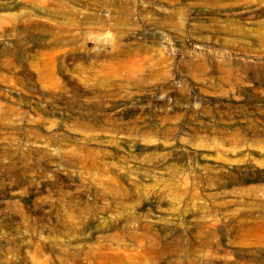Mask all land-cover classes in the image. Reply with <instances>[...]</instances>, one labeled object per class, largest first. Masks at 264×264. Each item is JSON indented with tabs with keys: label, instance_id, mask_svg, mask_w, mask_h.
<instances>
[{
	"label": "rangeland",
	"instance_id": "1",
	"mask_svg": "<svg viewBox=\"0 0 264 264\" xmlns=\"http://www.w3.org/2000/svg\"><path fill=\"white\" fill-rule=\"evenodd\" d=\"M7 1L0 0V264H264V243H241L242 231L226 227L233 211L264 212V75L247 74L264 63V0ZM19 7L40 23H14ZM93 10L108 27L121 14L142 30L156 23L161 39L149 51L151 62L164 58L161 74L115 79L97 93L69 60L53 73L63 86L16 81L35 76L38 54L21 40L51 37L52 24L70 18L82 40L91 27L105 33L86 19ZM88 49L102 53L93 63L100 69L110 46L92 39ZM21 51L26 72L8 64ZM142 92L160 101L146 99L147 111L118 120L104 114L106 100ZM245 164L263 174L230 189L225 181ZM107 176L119 184L112 194L102 186ZM157 221L164 232L144 228Z\"/></svg>",
	"mask_w": 264,
	"mask_h": 264
},
{
	"label": "bare ground",
	"instance_id": "2",
	"mask_svg": "<svg viewBox=\"0 0 264 264\" xmlns=\"http://www.w3.org/2000/svg\"><path fill=\"white\" fill-rule=\"evenodd\" d=\"M13 2H14L13 0L7 1L8 5H13L12 4ZM118 8L120 9V11L123 12L124 8H126V7L124 5L119 4ZM76 9H78L79 13H81V14L83 13L81 8L79 9V7H78ZM239 9H241V8H239ZM102 11H104V10H102ZM17 12H18V13H16L17 15H14L16 17V20L14 23H20V24L25 25V26H27V25L30 26V25H34V24H35V26H37L40 23L37 21V19L35 17H33L35 12L30 8L19 7ZM257 12H258V10H257ZM75 13L78 15L77 11ZM251 13L253 14V12H251ZM127 17L124 14L117 16L115 22L112 23L110 27H108V25H106L104 23V20L99 19L98 14L96 12H94V10H93V12H91V14L89 16H86V19H89L96 24L98 23V21H100L101 25L99 28H101L103 30L107 29L109 31L106 30L105 33H96L95 34L93 30L96 29L97 26L91 27L92 31H89L87 34V35L90 34V36L87 37L86 35H83L82 36V37H84L83 40H82L81 36L75 34V32L80 33V31L77 30V28L79 26L78 25L79 22H77L76 20L71 19V18L69 20H66V21L54 22L51 27L53 29L55 28L56 32L53 35H51V37H46V38L41 37L40 38L36 34L28 35V37L21 40V43L29 44L31 46L30 47L31 51H36V53L38 52L37 57H36L37 59L35 60V63L33 65L35 76L27 78L28 75H25L24 78L19 77V79L17 78L16 81L22 85H25V86H27V85L36 86V84H38V83L45 84L49 87H51V86L52 87L63 86L65 84H67L68 81L62 77L61 78H55L53 73L56 70L59 71V69H61L62 65H64L69 60H72L73 62H78V63L82 62L83 64L86 61V62H89L91 64L92 68L91 67L85 68L84 67L85 65L80 64L81 65L80 66L78 63H76L77 67H83L85 72H87L88 77L83 79L84 82L87 83L88 79H92L93 81L91 82V85L93 84L95 92H97V93L105 90L106 86L108 84L110 85L112 83L111 81H114L115 79H117V80L120 79L122 82H132V81H139L141 79L143 80L144 78L147 80L156 78L157 75L161 74V71H163V70H161L162 69L161 65L164 64L165 60L163 57H159V58H157V61L151 62L152 61L151 59L153 58L154 55L153 54H152V56L150 55L151 53H150L149 49H150L151 45H154L156 42H158L161 39V31L158 30V28H156V26H155L156 23L152 24L153 26L149 25L150 27L143 28V30H142L141 28L135 27L133 25V20L130 19V17H129V19ZM112 29L115 32L114 31L110 32V30H112ZM96 32H98V31H96ZM112 32H114V33H112ZM92 39H94V40L96 39L99 42L100 41L105 42L111 48V50L109 52V58L105 59L104 61H102L99 64L100 69H94L95 67L93 66V63L96 60H98V58H101L102 53L88 49V45L92 42ZM38 44L44 45V48L41 49L42 52H40V53H39ZM30 48H29V50H30ZM25 60H26V53H24V52L22 53V51L21 52H14L12 54V58L8 64H10V63L18 64L20 71L26 72V67H25V63H24ZM247 74L249 77H252V78L264 75V63L261 64L260 66H257V67L255 66V69L253 70V72L251 74H250V72H247ZM29 75H30V73H29ZM144 93L142 92V94L133 96L131 98H122V99H108L107 98L108 100L105 101V107H104L103 112H104V114H108L110 116V118L113 120H115V119L118 120V119H122L124 117L135 116V115L144 113L145 111H147V109H149L148 104L145 103L146 99L150 98V100L155 101V102L160 101V98L153 97L152 95H148V94H144ZM101 96H103V95H101ZM92 97H93V95H92ZM98 102H99V100H98ZM148 115H149V113H148ZM229 119H231V121H232V118H229ZM102 123H104V122L102 121ZM100 125H101V123H100ZM45 144H46V142H45ZM24 154L25 153H23V155ZM26 154H27V152H26ZM88 154H89V159H90V166L92 168L99 170L98 169L99 168V166H98L99 162L94 159L92 153H88ZM27 156H29V155L27 154ZM45 158H46V156L44 155V159ZM13 163H15V162H13ZM28 163H29V161H28ZM235 174L236 175L234 177H228L227 180L225 181L229 186L231 185L230 189H233L234 187H236V185H235L236 183H240V182H244V181L246 182V180L248 178L259 177L263 173L260 170L256 169L255 167H252L251 165L245 164L244 166L239 167ZM216 176L217 175H214L213 177L210 176V180L212 178L215 179ZM70 179H71L70 183L76 181V178L73 176H70ZM109 184H114V186L109 187ZM102 186L110 194L114 193L116 190H119V188H118L119 184L116 182L115 178L112 176H107L106 178H103ZM92 189L94 191H96L95 187H93ZM88 190H89V188H88ZM251 190H252V188H251ZM72 194L75 195L76 197H80V198L84 197V192L82 190H78V191L73 190ZM103 196H106L104 194V192H103ZM83 199H85V198H83ZM146 201H147V203L152 204V202L154 201V197L153 196L149 197ZM251 211H253V210H251ZM232 213H233V216H231L232 219L227 218V220H226L227 232H230L231 230H234L237 232L242 231V234L240 235L241 237L239 238V241L241 243H252V244L264 243V212L263 213H257V214L252 213V212H248L245 216H242L240 213H237V211H233ZM241 216H242V218H241ZM163 225L164 224H161L160 222L157 221V222H154L152 224L144 225V228L145 229H152L153 231H156V232H164L165 230H164ZM147 239H148V244H149V242L152 241V237H148ZM24 240H25L24 238H21L22 243L28 242L27 240L26 241H24Z\"/></svg>",
	"mask_w": 264,
	"mask_h": 264
}]
</instances>
